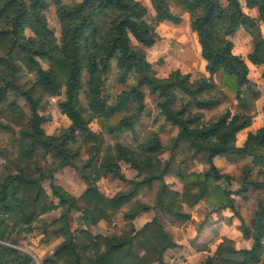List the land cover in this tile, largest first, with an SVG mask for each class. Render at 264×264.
<instances>
[{"label": "trees", "instance_id": "trees-1", "mask_svg": "<svg viewBox=\"0 0 264 264\" xmlns=\"http://www.w3.org/2000/svg\"><path fill=\"white\" fill-rule=\"evenodd\" d=\"M243 1L245 8L256 9L257 22L264 25V0ZM149 2L154 15L147 21V7L135 0H0V264H32L11 236L29 235L36 224L62 239L51 258L40 264H161L165 251L176 246L158 218L138 230L132 225L119 228L114 219L121 214L130 223L158 209L171 218L172 226L181 227L189 221L183 207L200 202L211 212L229 209L240 221L243 238L252 241L249 250L238 251L232 240L222 239L204 264H264V202L257 200L246 226L232 198L250 187L264 194V125L247 133L241 146L236 139L258 115L260 99L229 39L239 28L250 34L249 18L238 0ZM52 7L58 38L45 16ZM184 14L196 34L204 72L191 79L189 73L173 70L158 78L143 49L159 40V23L178 25ZM251 37L253 50L247 60L263 66L264 38ZM112 63L117 82L132 83L109 104L105 84ZM23 76L31 81L19 84ZM145 90L155 98L163 125L138 146L139 154L120 143L107 145L105 134L133 131L145 110ZM52 98H59L57 108L69 125L47 135L41 125L50 119L42 113ZM129 104L132 113L110 123ZM261 111L264 114V100ZM93 120L104 133L91 130ZM164 151L169 152L166 161L160 159ZM216 157L232 165L251 158L237 190L219 186L231 178L219 173ZM120 163L135 172L132 179L124 178ZM63 168L86 183L78 198L54 184V173ZM254 169L261 182L248 179ZM108 177L125 183L110 198L96 186ZM166 179L178 183L180 192L169 189ZM44 181H49L56 205L42 188ZM57 207L62 208L59 217L44 222L41 217ZM71 212L78 213L80 221L73 230ZM100 222L110 227L105 236L91 233Z\"/></svg>", "mask_w": 264, "mask_h": 264}, {"label": "rangeland", "instance_id": "rangeland-1", "mask_svg": "<svg viewBox=\"0 0 264 264\" xmlns=\"http://www.w3.org/2000/svg\"><path fill=\"white\" fill-rule=\"evenodd\" d=\"M63 4H67L70 2V0H61ZM223 2V0H220ZM240 2L243 3V0H240ZM244 6V5H243ZM245 7V6H244ZM148 10V16L147 21L150 20V17L153 16V11L151 9V6H147ZM48 27L54 32L56 38L59 37V25L55 17V11L54 8H50L45 13ZM231 38V37H230ZM131 45L140 47L134 40H131ZM155 48L150 49H143L146 60L148 63L152 64L153 69L155 70L156 76L158 78H165L171 71L173 70H179L182 73H188L184 71V69H178L177 63L183 62L185 59V56L187 57V60L189 59L188 54L185 53V48L182 45V42L178 41L173 38V36L165 31L164 37L160 38L155 44ZM190 46V45H189ZM253 50V49H252ZM192 73H194V77L196 76L197 72L193 69L191 70ZM190 74V73H189ZM193 79L194 77H192ZM31 78L23 76V78L18 80V83L22 85V82H30ZM132 81H128L127 85H120L117 82V71L115 70V64L112 63V69L109 73V76L107 78L106 84H105V96L108 98V103L114 102L117 97L120 95V93L127 90V86L130 85ZM64 96V91L61 93V98ZM144 112L141 114L139 121L134 126L133 131H123V132H115L111 135L105 134V140L107 145L113 146L116 143L123 144L125 146H128L136 151L137 154H139V145L148 137H150L151 132L158 131V129L163 125V118L159 115L158 110L156 109V100L153 96H150L148 94V91H144ZM59 98H52L50 99V106L45 112L42 114L45 116H49V121L45 122L41 125V128L44 130L45 134L47 135H53L56 134L61 128H65L69 125V121L65 116H63L60 112V110L57 108V101ZM81 101L84 104L85 103V96H81ZM21 107L27 108L23 100H19L18 103ZM132 106L129 104L128 109L124 112L120 113L117 116H114L110 119V123H116L119 118H121L125 114L132 113L130 110ZM263 114V113H262ZM264 115V114H263ZM157 122H156V121ZM90 128L94 132H103L101 129V125L98 120H93L90 123ZM169 158V152L164 151L160 155V159L162 161H166ZM121 164V170L122 173L126 178L132 177L135 172L129 168L128 165L125 163ZM242 167H239V169L233 170L232 176L236 178V181L238 184L241 182L242 178V171L244 170V167H248L251 165V158H248L246 161L241 162ZM198 170H201V167H198ZM248 179L251 180H260V175H257V173H251ZM129 180V179H126ZM53 182L55 185L61 187L66 193L71 195L74 198H78L83 194V192L87 189L86 183L81 180L72 170L69 168H63L61 170H58L57 173H54L53 175ZM167 185L171 189L175 190L177 187L176 183H173L170 180H167ZM124 182L116 179V178H105L101 179L97 183V189L105 196H113L115 193L120 191L124 187ZM178 184V183H177ZM175 186V187H174ZM219 186L221 188L229 189V186L227 184V181L222 180L219 183ZM237 186L235 185V188ZM42 188L45 190V192L50 197V201L56 205L57 200L52 197V192L49 187V181H44L42 184ZM252 189V187L250 188ZM252 189V192L256 193L257 196H260L264 202V194H262V190H254ZM160 210L156 209L153 210L147 214H149V217L146 219L153 218L154 216L158 219L160 217H164L167 220V217L161 214L159 212ZM62 212L61 207H57L55 210L51 211L50 213L43 215L41 218L44 222H51L59 217V215ZM153 214V215H152ZM79 214L76 212H71L69 220H70V226L71 229H75L77 227H80V223H78ZM139 221V224H142V220ZM190 221V219H189ZM188 221V222H189ZM187 222V223H188ZM102 223V222H100ZM99 223V224H100ZM97 225L95 228L98 230L95 231L100 232L101 236L106 235V224L103 223L101 225ZM113 224L118 226L119 228H128V224L124 222L122 215L119 214L116 216V218L113 221ZM138 225V224H137ZM165 227H167V224L164 222ZM15 239L17 243V249L25 252L32 258V264H40V262L44 259L51 258L54 250L56 247L62 242L61 238L55 237L50 231L46 232L44 231L40 225L36 224L34 225L32 233L29 235H12L11 239ZM264 244V237L262 239Z\"/></svg>", "mask_w": 264, "mask_h": 264}, {"label": "crops", "instance_id": "crops-1", "mask_svg": "<svg viewBox=\"0 0 264 264\" xmlns=\"http://www.w3.org/2000/svg\"><path fill=\"white\" fill-rule=\"evenodd\" d=\"M135 1H139L146 7L150 5L149 0ZM238 1L240 3L242 13L249 18L248 22H246V28L249 30L251 35L243 28H239L234 35L229 38L233 45L232 53L244 61L248 68V78L257 85L260 93V99L257 101L258 115L253 119L250 127L236 135L237 145L241 146L245 141L247 133H254L264 125V115L261 111V106L264 100V80L261 78V73L264 70V65L254 66L247 60V56L253 49V40L251 36L263 39L264 25L257 22L258 14L256 9L249 10L243 6L244 1L243 3L240 2V0ZM181 20V23L178 25L169 22L159 23L156 28V32L160 38H163L164 32L167 31L177 40V42H182V45H184L183 47L185 48V53L188 54L189 59L187 60V57L185 56L183 62L177 63L176 67L181 70L184 69V71L192 74V77H194V73H192L191 70L194 69L197 73L204 72L205 62L200 56V47L197 42L196 34L190 29L188 15H182ZM155 46L156 45H154L153 48H155ZM214 165L220 174L227 175L231 178V180L227 182L228 185L231 184L228 190H237L240 183L238 184L236 178L232 176L231 172L237 168L239 169V167H242L243 164H228L224 161V158L216 157L214 159ZM252 172L257 173V169H254ZM134 175L126 178L123 174L125 179H132ZM255 181L261 182L262 176L260 175V180ZM176 185L178 188L174 191L180 192L181 186L177 183ZM235 185L237 186L236 188ZM250 188H248V191L244 194L232 196L235 203V209L246 226H248L252 220L257 210V200L260 198V196H257L256 193L252 192L253 188ZM169 189L171 188L169 187ZM106 197L110 198V196ZM260 200H262V198ZM159 212L167 217L166 220L161 216L159 221L161 222L165 232L170 236L173 244L176 246L173 249L165 251L161 264H204L213 256L216 246L222 241V239L232 240L235 244V249L238 251L249 250L252 246L251 239L243 238L242 232L239 229L240 221L229 209L211 212L210 209L202 202L193 207H183L182 212L189 216L190 221L181 227L172 226L171 218L164 212ZM147 217H149V214H140L130 223L124 221L128 224V228L122 229H129L132 225L135 230H138L145 223L151 221V219L155 216L150 219H146ZM139 219L140 221L142 220V224H139V221L137 222ZM79 222L80 221L78 219V223ZM164 222L167 224V227H165ZM103 223L104 222L99 225ZM96 230L98 229L95 227L91 228V233L93 235H101L100 232H97L96 234ZM109 230L110 227L106 224V235L109 233ZM228 257L235 260L240 258L239 255H230Z\"/></svg>", "mask_w": 264, "mask_h": 264}]
</instances>
